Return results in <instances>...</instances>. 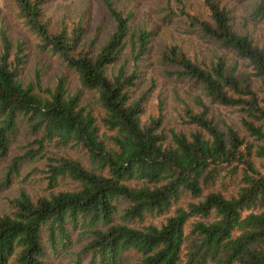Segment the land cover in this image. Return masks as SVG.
<instances>
[{
    "label": "trees",
    "instance_id": "trees-1",
    "mask_svg": "<svg viewBox=\"0 0 264 264\" xmlns=\"http://www.w3.org/2000/svg\"><path fill=\"white\" fill-rule=\"evenodd\" d=\"M12 2L64 71L53 86L42 69L27 77L26 40L0 22V192L25 166L46 181L5 198L0 264H264V0L183 12L207 48L154 53L176 116L161 99L147 114L156 32L133 28V11L104 0L99 38L83 17L55 19L51 0Z\"/></svg>",
    "mask_w": 264,
    "mask_h": 264
},
{
    "label": "rangeland",
    "instance_id": "rangeland-1",
    "mask_svg": "<svg viewBox=\"0 0 264 264\" xmlns=\"http://www.w3.org/2000/svg\"><path fill=\"white\" fill-rule=\"evenodd\" d=\"M119 8L131 10L135 14L132 27L147 26L149 29H155V37L153 41V51L149 61L141 63L140 67L145 72L144 77L150 83V77L154 76L157 79V87L152 93L150 108L147 114L157 113L156 107L159 100H163L166 114L175 115V107L177 106V97L175 89L178 85L172 79H167L161 73L156 54L158 48L169 43H177L182 45L190 52H194L199 48H207V45L197 34H190V30L186 15L188 13H202L201 0H112ZM49 13L55 18L66 16L70 21H78L83 17L85 23L89 27L91 36L99 35V38L106 36L112 28V23L109 20L104 0H51L49 3ZM0 22L9 29L11 36L20 37L26 40V52L28 61L25 66V74L27 77L33 76L36 68L42 69L44 72L43 80L48 86H53L55 79L64 68L55 59H50L46 55H42L35 47V39L24 28L22 20L17 16L16 9L12 0H0ZM264 32V30H261ZM260 31V32H261ZM164 69V68H163ZM68 81L73 87L78 84L74 75H69ZM184 89L190 87L183 86ZM183 92V90H182ZM179 94H182L178 90ZM39 169L43 167L38 164ZM33 166H25L21 173V177L16 179L9 189H4L0 192V211L4 209L6 197H11L18 192V189L24 188L29 193L35 195L40 193L45 188L46 181L44 174L34 172L29 177ZM2 174L0 173V183ZM59 264H72L71 258L64 259ZM124 264H131L130 260H126Z\"/></svg>",
    "mask_w": 264,
    "mask_h": 264
}]
</instances>
